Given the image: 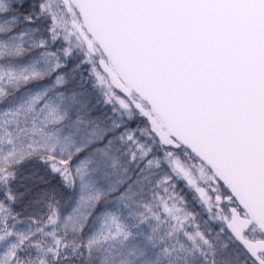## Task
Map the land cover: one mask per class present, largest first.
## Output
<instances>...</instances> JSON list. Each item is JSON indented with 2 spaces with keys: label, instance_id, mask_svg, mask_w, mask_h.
Masks as SVG:
<instances>
[{
  "label": "snow or ice",
  "instance_id": "obj_1",
  "mask_svg": "<svg viewBox=\"0 0 264 264\" xmlns=\"http://www.w3.org/2000/svg\"><path fill=\"white\" fill-rule=\"evenodd\" d=\"M0 264H264V0H0Z\"/></svg>",
  "mask_w": 264,
  "mask_h": 264
}]
</instances>
